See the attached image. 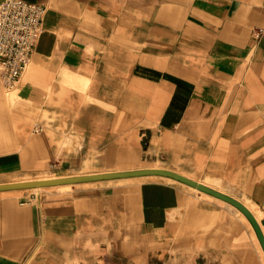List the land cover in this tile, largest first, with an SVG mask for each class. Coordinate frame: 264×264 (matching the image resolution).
Segmentation results:
<instances>
[{
    "label": "crops",
    "instance_id": "obj_1",
    "mask_svg": "<svg viewBox=\"0 0 264 264\" xmlns=\"http://www.w3.org/2000/svg\"><path fill=\"white\" fill-rule=\"evenodd\" d=\"M30 1L47 10L10 100L0 72V183L167 168L264 232V0ZM0 264H264V246L232 202L142 174L0 190Z\"/></svg>",
    "mask_w": 264,
    "mask_h": 264
},
{
    "label": "built area",
    "instance_id": "obj_2",
    "mask_svg": "<svg viewBox=\"0 0 264 264\" xmlns=\"http://www.w3.org/2000/svg\"><path fill=\"white\" fill-rule=\"evenodd\" d=\"M45 4L30 0H3L0 3V72L3 85L12 91L32 60L43 31ZM264 28L257 30V35Z\"/></svg>",
    "mask_w": 264,
    "mask_h": 264
},
{
    "label": "water",
    "instance_id": "obj_3",
    "mask_svg": "<svg viewBox=\"0 0 264 264\" xmlns=\"http://www.w3.org/2000/svg\"><path fill=\"white\" fill-rule=\"evenodd\" d=\"M142 174H162L177 178L179 180L185 181L191 185H194L202 190L210 192L216 196L224 198L236 206H238L245 214L250 218L253 222L259 237L264 246V232L257 219L256 215L252 212V210L241 200L236 197L218 190L214 187H211L203 182H200L194 178H191L187 175H184L180 172L170 170L167 168H141V169H133V170H123V171H111V172H102V173H93V174H82L75 176H65V177H55V178H46V179H38V180H29V181H18V182H6L0 183V190L5 189H14V188H29V187H39L43 185L49 184H58L65 182H77V181H85V180H93V179H101V178H112V177H120V176H132V175H142Z\"/></svg>",
    "mask_w": 264,
    "mask_h": 264
},
{
    "label": "rangeland",
    "instance_id": "obj_4",
    "mask_svg": "<svg viewBox=\"0 0 264 264\" xmlns=\"http://www.w3.org/2000/svg\"><path fill=\"white\" fill-rule=\"evenodd\" d=\"M2 90H3V94L7 97V100H10L12 95H13V93H14L13 90L12 91H6L3 88H2ZM0 116H1L2 121L5 122V120L7 118L6 112L5 111L2 112L0 110Z\"/></svg>",
    "mask_w": 264,
    "mask_h": 264
}]
</instances>
